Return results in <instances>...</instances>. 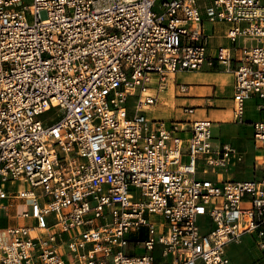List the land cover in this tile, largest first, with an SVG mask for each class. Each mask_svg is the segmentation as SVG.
<instances>
[{
    "label": "built area",
    "instance_id": "built-area-1",
    "mask_svg": "<svg viewBox=\"0 0 264 264\" xmlns=\"http://www.w3.org/2000/svg\"><path fill=\"white\" fill-rule=\"evenodd\" d=\"M30 2L0 0V211L24 201L36 225L0 230V264H233L245 236L264 250V164L217 183L242 156L211 121L143 112L207 64L234 73L244 124L264 99L263 0ZM206 30L232 46L210 55ZM253 129L264 148V121Z\"/></svg>",
    "mask_w": 264,
    "mask_h": 264
},
{
    "label": "crops",
    "instance_id": "crops-1",
    "mask_svg": "<svg viewBox=\"0 0 264 264\" xmlns=\"http://www.w3.org/2000/svg\"><path fill=\"white\" fill-rule=\"evenodd\" d=\"M207 35L209 36V54L210 55H215V52L218 47L220 46H232L230 41L226 38V33L227 30H206ZM240 44H242V41H240ZM251 44V43H250ZM239 47V46H238ZM184 73H196V74H203V73H210V74H216V73H229L233 76V81L230 83H224L220 84L217 82L214 77H209L206 81H203L202 83H187V82H181L179 81V74L176 75H171L168 79V88L161 92L158 93L156 88H153L152 94L158 95V102L156 105L151 106L152 108L154 107L159 108L161 105L164 107L168 104L167 100L173 96L175 104L178 103V100L176 97H186L188 99L194 100L196 99L197 102L194 101H186L184 103H181L183 106L181 108V114L184 115L186 118L187 116L193 115L192 119H189V121H182V122H192V121H197V120H209L213 123V133H214V144L219 145V144H227L230 146H233V144L230 141H225L223 138L222 130L224 129L225 126L229 124V122H226L224 120V116H230L233 121V108H234V95H235V75L232 72H229L224 69L223 66H217L215 68L209 67L207 64L202 68L200 71L196 72H184ZM180 84H183L187 86V91L185 93H181L180 91ZM176 94L178 96H176ZM226 99V100H224ZM256 101L258 102V110L259 113L264 111V99H260L258 97H254ZM198 106H203V108L198 109ZM221 107H225L226 110L221 111ZM185 109H193L194 113L189 114L185 112ZM227 113V114H226ZM196 115V116H194ZM229 117V118H230ZM177 121V120H174ZM259 121H264V118H261ZM167 122V121H166ZM258 122V121H257ZM168 123V122H167ZM235 123V122H233ZM255 123V122H254ZM252 128H253V124ZM169 124V123H168ZM245 124V123H244ZM243 124V125H244ZM252 133V140H253V145L249 147L248 145V151L245 154V158H243L242 161L244 163H249L251 164L252 170L257 169L258 175L256 176L257 178L260 177V166L264 164V148H258L255 145L254 141V129ZM184 138L187 137V135H183ZM235 140H242V139H233ZM240 163V162H239ZM239 163L235 164H230L224 168H218L215 173H212L210 175L211 178L214 177L215 182L221 183L223 181L228 180L230 177H233V179L236 178V173L237 171V165ZM253 170V171H254ZM222 172V179L219 178L218 173ZM255 178V179H257ZM251 179V178H249ZM248 180V179H244ZM17 200H13L10 207L16 206L17 208H20L21 206L24 205L26 207L22 211H18L15 214L11 215V217H6L3 216L0 219H7L10 223L9 225L0 228V230H5L10 227H16L20 226V223L22 220L29 219V218H24L22 217V213L25 210L29 209V205ZM8 209V208H7ZM6 210V209H5ZM3 211V210H2ZM1 213V211H0ZM253 239L255 240V243L257 244V240L255 236H252ZM243 241V240H242ZM241 241V242H242ZM235 244H230L227 247V252L228 255H230V251L235 248ZM234 245V246H233ZM258 246V245H257ZM259 247V246H258ZM264 251V250H262ZM231 256V255H230Z\"/></svg>",
    "mask_w": 264,
    "mask_h": 264
},
{
    "label": "rangeland",
    "instance_id": "rangeland-1",
    "mask_svg": "<svg viewBox=\"0 0 264 264\" xmlns=\"http://www.w3.org/2000/svg\"><path fill=\"white\" fill-rule=\"evenodd\" d=\"M26 3L30 4V0H25ZM264 3V0H263ZM209 29L210 26L207 25ZM214 77V79L219 82L220 84H226L233 81V76L229 73H216V74H210V73H203V74H196V73H181L179 74V81L181 82H187V83H202L203 81H206L209 77ZM176 96H178L176 94ZM178 100V103L175 104L173 96L167 100L168 104L166 106H160L159 108H152L148 107L143 112L144 114L150 119V120H163L167 121L168 123H171L174 120L177 121H189V119L193 118V115L187 116L186 118L184 115L181 114V108L182 104L186 101H194L197 102L196 99L191 100L186 97H176ZM226 100V99H224ZM129 109L134 110L135 108V100H130ZM203 108V106H198V109ZM221 111L226 110L225 107H221ZM227 114V113H226ZM196 116V115H194ZM230 116L225 115L224 120L226 122H229L227 126L224 127L222 130L223 138L225 141H230L233 144V148H235L239 154L245 158V154L248 151V145L251 147L253 145L252 140V133L253 128L252 124L254 122H257L261 120V118H264V111L259 113L258 110V102L256 99H252L247 102L246 105V113H245V124H237L233 123L232 118ZM242 139V140H233V139ZM248 144V145H247ZM243 160V158H242ZM239 161L237 165V173L236 178L233 179L235 181H246L244 179L253 180L257 178L258 175L257 169L251 168V164L244 163V161ZM222 172L218 173V176L220 179H222ZM209 179H214V177L208 176ZM251 178V179H249ZM214 181V180H213ZM19 186V183L17 182L16 185H13V183H8L7 189L8 191L17 190ZM17 203V201H15ZM23 203H25L23 201ZM26 207L21 206L20 208H17L16 206H13L11 208H8L6 210L1 211L0 215L1 217H11V215L15 214L18 211L24 210ZM9 221L5 218L0 219V228L5 227L9 225ZM36 225V222L32 219H25L22 220L20 223V226H28V227H34ZM148 236L143 235L142 238L146 239ZM234 246V245H233ZM235 248H233L230 251L229 257L231 258L233 264H264V251H262L257 244L255 243V240L252 236H245L243 238V241L240 243L235 244Z\"/></svg>",
    "mask_w": 264,
    "mask_h": 264
},
{
    "label": "bare ground",
    "instance_id": "bare-ground-1",
    "mask_svg": "<svg viewBox=\"0 0 264 264\" xmlns=\"http://www.w3.org/2000/svg\"><path fill=\"white\" fill-rule=\"evenodd\" d=\"M228 180H233V177H230ZM18 183H19V186H18V189L20 190V191H24V190H26V189H28L29 187L27 186V184H26V181L24 180V179H20L19 181H18ZM17 184V183H16ZM15 184V185H16ZM14 185V184H13Z\"/></svg>",
    "mask_w": 264,
    "mask_h": 264
}]
</instances>
